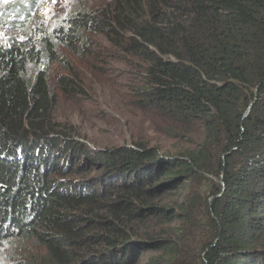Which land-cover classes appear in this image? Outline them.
I'll return each mask as SVG.
<instances>
[{"label": "trees", "instance_id": "16d2710c", "mask_svg": "<svg viewBox=\"0 0 264 264\" xmlns=\"http://www.w3.org/2000/svg\"><path fill=\"white\" fill-rule=\"evenodd\" d=\"M104 1L53 31L30 4L0 12L13 33L0 38V254L16 241L40 250L0 264H264V0ZM90 33L139 67L138 104L171 145L106 150L93 160L108 180L66 183L52 177L78 164L62 163L74 147L54 157L66 135L47 132L48 67L88 53ZM201 194L207 224L190 212Z\"/></svg>", "mask_w": 264, "mask_h": 264}, {"label": "rangeland", "instance_id": "374dc122", "mask_svg": "<svg viewBox=\"0 0 264 264\" xmlns=\"http://www.w3.org/2000/svg\"><path fill=\"white\" fill-rule=\"evenodd\" d=\"M21 3L23 8L29 4L32 6L33 16L30 18L36 24L52 31L59 29L58 23L69 15L79 11H101L106 7L104 0H9L8 3L0 2V12L6 14L5 8L19 10L18 4ZM13 11L12 14L15 15ZM5 18L8 20L11 17L6 15ZM12 34L4 26L0 27L2 40ZM89 36L92 45L87 48L88 53L72 56L63 50L59 61L48 67V83L54 104L45 114V121L52 128L47 129V132L56 137L66 135L61 143L57 138L58 148L62 151L54 157L60 159L68 148L74 147L75 155L66 158V152L62 163L66 164L69 160V167L72 162L78 164V169L71 175L52 177L66 183L71 181L85 184L108 180L97 164L99 161L103 162V158L93 160L95 154L99 155L106 150L131 147L136 141L151 147L154 144L160 145L162 151L169 150L171 145L154 134V114L145 112L138 104L136 90L143 83L139 67H126L117 61L102 35L90 33ZM60 77L68 81L65 91L59 88ZM78 150L82 154L86 152V155H77ZM216 185V180H212L208 190L215 189ZM187 189V184L181 185L177 194L167 195L162 202L172 203ZM208 199L212 200L204 194L196 196L190 210L192 218L200 224H207L203 207L205 204L208 207ZM197 202H200V206ZM196 225L200 227L199 224ZM23 249L30 256L37 252L40 254L39 248L31 242L16 241L10 247H3L0 255L5 258L7 254L14 255Z\"/></svg>", "mask_w": 264, "mask_h": 264}, {"label": "snow or ice", "instance_id": "6c2138e0", "mask_svg": "<svg viewBox=\"0 0 264 264\" xmlns=\"http://www.w3.org/2000/svg\"><path fill=\"white\" fill-rule=\"evenodd\" d=\"M0 2H2V3H8L9 0H0Z\"/></svg>", "mask_w": 264, "mask_h": 264}, {"label": "water", "instance_id": "95a60500", "mask_svg": "<svg viewBox=\"0 0 264 264\" xmlns=\"http://www.w3.org/2000/svg\"><path fill=\"white\" fill-rule=\"evenodd\" d=\"M251 106H252V104L249 106L247 113L250 111ZM162 191H164V190H162Z\"/></svg>", "mask_w": 264, "mask_h": 264}]
</instances>
